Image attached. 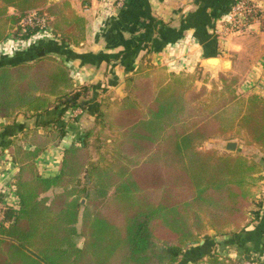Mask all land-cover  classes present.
Masks as SVG:
<instances>
[{
    "label": "trees",
    "instance_id": "16d2710c",
    "mask_svg": "<svg viewBox=\"0 0 264 264\" xmlns=\"http://www.w3.org/2000/svg\"><path fill=\"white\" fill-rule=\"evenodd\" d=\"M48 2L0 0V42L9 32L20 40L38 32L18 30L21 18L36 10L45 15L43 30L78 45L83 18L67 0ZM157 73L154 83L152 71L139 66L126 77L121 99L106 110L96 104L94 125L63 149L56 174L41 175L35 160L65 135L62 124L30 137L27 146L8 148L18 168L14 202L2 204L0 264H175L178 249L198 243L205 229L215 235L241 229L252 187L262 179L261 163L240 151L199 146L244 131L245 145L264 151V97L238 95L237 77L219 72L221 86L209 92L219 98L208 106L202 98L206 87L192 86L199 68ZM87 89L74 87L68 66L52 55L1 64L0 120L20 109L34 114L52 105L62 113L83 109ZM108 128L117 137L110 140L111 158L103 166L100 159L92 161L88 140L105 136ZM246 261L252 262L214 252L197 264Z\"/></svg>",
    "mask_w": 264,
    "mask_h": 264
},
{
    "label": "crops",
    "instance_id": "0c3cea01",
    "mask_svg": "<svg viewBox=\"0 0 264 264\" xmlns=\"http://www.w3.org/2000/svg\"><path fill=\"white\" fill-rule=\"evenodd\" d=\"M59 1L49 0L47 4ZM67 1L84 21L83 40L78 45L59 40L45 30L26 40L16 39L9 32L0 42V65L52 55L68 66L74 87L88 88L82 102L86 107L77 108L75 115V109L62 113L52 105L43 113L20 109L0 120V211L5 202H14L18 166L8 155V148L14 144L27 146L30 137L53 132L56 123L62 124L65 135L51 141L35 160L41 175L56 174L63 149L94 125L93 107L99 104L106 110L108 104L121 99L127 93L126 77L139 66L152 71L154 83L159 70L165 74L194 73L199 68L201 73H194L192 86L198 89L204 85L209 90L215 76L201 66V61L218 56L229 59L231 67L218 70L217 75L223 72L236 76L240 96L255 92L264 97V15L262 23L251 22L241 32L220 34L234 0H123L121 6L112 8L100 0ZM7 13H14V9L8 7ZM207 72L210 76L206 81ZM241 135L246 137L244 131ZM227 141H235L238 149L254 148L235 139L225 140L224 148ZM255 159L261 163L262 179L252 187L253 197L241 229L224 235L205 229L198 243L186 246L187 251H178L180 259L175 264H197L214 252L264 264V154Z\"/></svg>",
    "mask_w": 264,
    "mask_h": 264
},
{
    "label": "built area",
    "instance_id": "2783aa9c",
    "mask_svg": "<svg viewBox=\"0 0 264 264\" xmlns=\"http://www.w3.org/2000/svg\"><path fill=\"white\" fill-rule=\"evenodd\" d=\"M106 6L119 7L123 0H100ZM264 15V0H234L229 7L227 16L222 23L220 34L241 32L251 22L262 23ZM27 28L45 29V15H39L36 10H29L19 21V32H25ZM79 109H75L73 114H77ZM3 219V211H0V221ZM246 264H255L245 262Z\"/></svg>",
    "mask_w": 264,
    "mask_h": 264
},
{
    "label": "rangeland",
    "instance_id": "374dc122",
    "mask_svg": "<svg viewBox=\"0 0 264 264\" xmlns=\"http://www.w3.org/2000/svg\"><path fill=\"white\" fill-rule=\"evenodd\" d=\"M224 71H228V70H224ZM207 76V79L206 81L208 80L209 76H210V73L207 72L206 75ZM227 76L229 78H231V74L230 73H227ZM212 81H210V84H211V87L210 89L208 90L207 87H206V94L202 97L203 100H204V103L207 104L208 106H210L211 104H213L215 102V100L217 98H219V95L217 96V94H215V96L211 97V94H209V92L211 91V88L212 86H218V88L221 86V82L219 81L218 79V75H216L215 77H213L211 79ZM237 86H238V81L236 82V85H235V90L237 92ZM238 95H239V92H237ZM213 102V103H212ZM199 106H202L201 108H203V105H201V103H199ZM205 107V106H204ZM228 113L231 112L230 109H228L227 111ZM104 132L105 133V136L103 135H100L99 136H92L89 138L88 142H89V152H90V157L92 159V161H96V160H99L100 159V164L101 165H105L107 164V162H109L110 158H111V151H110V147H111V142L110 140L112 139H115L117 137V133H115L113 130L111 129H106ZM234 139L239 142V144L241 145H244L245 144V137L243 135H239V133H235L234 135ZM109 139V140H107ZM226 140V137H217V138H213V139H210L208 141H205L203 143L200 144L199 148L200 149H208V148H215L218 152H223V151H228L224 148V141ZM255 148V147H254ZM254 148H244L243 146H241L240 149L236 148L234 151H231V152H238L239 150L241 152H244L246 155L250 156V157H253V158H256L257 156H261L264 154V151H261L259 149H254ZM77 228L79 229V224H77ZM201 237V236H200ZM200 237H199V240H200ZM75 242L77 244H80L81 241H82V238L80 236H76L74 238ZM187 248L186 246H183L181 249L182 252L183 251H187ZM181 249H178V250H181ZM242 258V257H241ZM180 259V257H178V260ZM243 259V258H242Z\"/></svg>",
    "mask_w": 264,
    "mask_h": 264
},
{
    "label": "water",
    "instance_id": "95a60500",
    "mask_svg": "<svg viewBox=\"0 0 264 264\" xmlns=\"http://www.w3.org/2000/svg\"><path fill=\"white\" fill-rule=\"evenodd\" d=\"M39 54H43V50L39 52ZM231 61L229 59H224L218 56H210L202 59L201 66L208 70L212 75L216 76L218 70H229L231 65ZM225 149L228 151H234L236 149L235 141H227L225 144ZM81 202H84V199H81Z\"/></svg>",
    "mask_w": 264,
    "mask_h": 264
}]
</instances>
